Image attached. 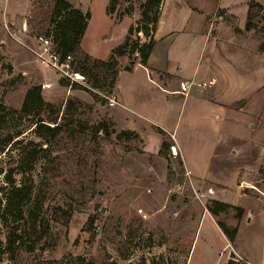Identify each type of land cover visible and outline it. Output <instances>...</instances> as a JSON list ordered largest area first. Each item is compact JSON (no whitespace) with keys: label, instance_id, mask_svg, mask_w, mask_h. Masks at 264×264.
<instances>
[{"label":"rangeland","instance_id":"374dc122","mask_svg":"<svg viewBox=\"0 0 264 264\" xmlns=\"http://www.w3.org/2000/svg\"><path fill=\"white\" fill-rule=\"evenodd\" d=\"M52 1L0 2V264H264V0H70L90 14L81 47L94 61L155 39L152 66L114 56V89L89 68L70 87L42 64ZM252 2L263 14L248 30ZM157 8L152 32L143 12ZM34 86L59 121L75 101L55 139L31 132L55 118L23 111ZM13 185L31 194L6 213Z\"/></svg>","mask_w":264,"mask_h":264},{"label":"trees","instance_id":"16d2710c","mask_svg":"<svg viewBox=\"0 0 264 264\" xmlns=\"http://www.w3.org/2000/svg\"><path fill=\"white\" fill-rule=\"evenodd\" d=\"M145 3L146 5L144 6V8L148 7L150 9L153 5H156V7L159 8V6L163 3V0H145ZM46 8L47 9L44 13L42 22L44 36L42 34L40 37L52 39L57 47V50L60 51L64 56L72 55V57L74 58L73 65L75 66V69L79 71L85 78V71L89 68V70L91 69V71L100 74L103 82L107 83L111 89H114L118 77V65L116 58H114L115 55L123 57L126 56L127 53H138L141 59L139 63L145 68L148 67L150 57L155 48V39L153 37H151L149 43L147 44L141 45L139 42L134 43L129 48V50L123 49V47L119 48L114 53L115 55H113V57L111 56V59L109 61H94L92 60L91 56L86 53L81 47L82 39L88 27L90 14L83 13V11L76 8L70 0H53L48 4ZM158 8L153 18L148 15L147 11L143 12V22L152 21L154 24L152 32L156 31L157 24L159 22L160 13ZM262 14L263 8L261 7V5L252 2L248 10V30L254 28L255 25H253L252 22ZM140 32H143L144 34L149 36L147 29L142 28ZM85 66L88 67L84 69ZM126 70H131V67H127ZM62 83H65V81L62 80ZM75 105V101L68 100L66 103L64 115L59 121L61 109L57 108V106L53 103L46 102L42 96L41 87L34 86L26 94L23 104V111L28 113L31 111L30 108L32 106H36L39 110L46 108L53 113L55 118L53 117L49 121L53 125L47 124L45 122L46 120L39 117L31 131L34 132L41 140L48 141L50 139H55L61 136L64 131V124L67 118L66 116L68 115V112L75 107ZM3 107L4 106L0 103V110L3 109ZM105 126L106 124L102 123L99 127L103 129L105 128ZM15 143L16 141L14 142L13 138L8 139V144L13 145ZM163 145L166 146V143H164ZM30 194L31 189L29 187H19L17 185H13V189L8 193V195H6L5 212L9 213L16 205L21 206L22 204H24L29 199ZM239 212L242 215L244 212L243 208H241ZM56 213L59 216V222L65 226H68L72 216V210H64L62 208H58L56 210ZM96 219V216L90 217L87 224L88 231L92 236H95ZM222 228L225 231V234L230 237L231 242H234V237H236L237 230H234V232L230 234L223 226ZM138 264H146V260L141 259V262Z\"/></svg>","mask_w":264,"mask_h":264},{"label":"built area","instance_id":"2783aa9c","mask_svg":"<svg viewBox=\"0 0 264 264\" xmlns=\"http://www.w3.org/2000/svg\"><path fill=\"white\" fill-rule=\"evenodd\" d=\"M6 0H0L4 2ZM41 50L36 52V55L40 59L43 65L51 68L61 74L62 77L66 78L70 87L75 84L83 85L85 83V77L75 69L74 58L72 55L64 56L57 47L52 39L40 37ZM205 85V84H204ZM189 86L182 84V91L187 92ZM108 100L110 106L120 105L119 98L116 94L110 96H105Z\"/></svg>","mask_w":264,"mask_h":264},{"label":"crops","instance_id":"0c3cea01","mask_svg":"<svg viewBox=\"0 0 264 264\" xmlns=\"http://www.w3.org/2000/svg\"><path fill=\"white\" fill-rule=\"evenodd\" d=\"M154 54H155V49H154V51H153V53H152V56H151V58H150V60H149V65L150 66H152L153 65V57H154ZM118 96V95H117ZM118 98H119V96H118ZM242 258V257H241ZM248 262V261H247ZM249 263V262H248ZM249 264H252V263H249Z\"/></svg>","mask_w":264,"mask_h":264}]
</instances>
